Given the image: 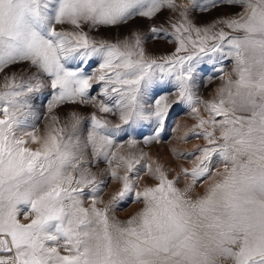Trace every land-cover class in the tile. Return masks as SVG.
I'll list each match as a JSON object with an SVG mask.
<instances>
[{"label": "snow or ice", "instance_id": "snow-or-ice-1", "mask_svg": "<svg viewBox=\"0 0 264 264\" xmlns=\"http://www.w3.org/2000/svg\"><path fill=\"white\" fill-rule=\"evenodd\" d=\"M218 7L239 11L193 21ZM137 19L147 34L99 35ZM205 65L210 98L194 91ZM180 105L192 123L164 162L129 130L149 124L142 144H159ZM0 264H264V0H0Z\"/></svg>", "mask_w": 264, "mask_h": 264}, {"label": "rangeland", "instance_id": "rangeland-1", "mask_svg": "<svg viewBox=\"0 0 264 264\" xmlns=\"http://www.w3.org/2000/svg\"><path fill=\"white\" fill-rule=\"evenodd\" d=\"M239 11V9H233L228 7H218L216 9H212L209 12L201 13L198 10L192 13V19L197 24H205L210 23L214 18L225 15V14H231L232 12ZM167 16V13H161L160 16L154 21V23L159 24L161 21L165 19ZM153 22H149L147 20L137 19L130 23L128 26H122L119 29H101L99 32V35L103 36H110V35H116L118 33L120 34H127L129 27H136L139 28L142 32L147 34L148 28L150 27V24ZM146 49L153 55H162L165 53H168L172 51V46L167 43L165 39L160 40H154V39H148L145 44ZM96 65L93 64L91 68H89V72L95 67ZM205 70L198 74L197 76V83L195 86L194 91L202 98H210L212 93L216 90V88L219 86V75L220 73L212 71L211 65H205L203 66ZM223 67L230 70L232 67L230 60L223 61ZM209 77H212L211 80H209ZM50 90H46L45 92H42L40 94H37L36 97H34L32 103L34 106V111L36 113V120L35 122L38 124V126L43 127L44 120H45V113L47 108L48 100L51 98L48 94ZM163 91L166 92H174L175 89L173 86L168 85ZM99 92V86H94V91L92 92L93 95H96ZM161 94V89L156 90V95ZM154 102V101H153ZM74 106L67 105L62 106L56 114L61 117V119L64 118V116L67 114L68 111H70ZM78 110L80 114L84 117H88L93 111L90 107L85 106H79ZM108 119L115 120V117L109 116ZM167 123V132L162 134V142L159 144H152L149 146H144L142 144L143 137L146 135L151 134L152 126L149 124H145L142 127H137L135 130H129L131 135L140 141L139 147H141L144 151L149 152V154L152 157H156L159 155L164 162H167L170 158V155L168 153V147L169 144L173 142L174 134L172 132V128L175 127L177 124L190 125L192 123V120L190 116L188 115V109L184 105L180 106H173V108L170 110V115L166 121ZM87 121L85 120L81 124V130L86 131L87 129ZM142 133V134H141ZM121 142L123 140L128 139L127 134H122L120 138H118ZM201 143L199 140L191 139L187 144H180L179 147L181 150H191L193 145ZM177 163H186L185 161H178ZM174 166V165H173ZM114 187V183L110 182L108 188L105 189V192H110L112 188ZM199 190V189H198ZM138 205L134 204L131 199L126 200L124 203L118 206V208L113 213L116 217L119 219H126L130 214H133L137 209Z\"/></svg>", "mask_w": 264, "mask_h": 264}]
</instances>
